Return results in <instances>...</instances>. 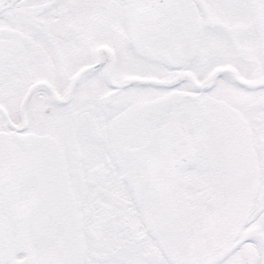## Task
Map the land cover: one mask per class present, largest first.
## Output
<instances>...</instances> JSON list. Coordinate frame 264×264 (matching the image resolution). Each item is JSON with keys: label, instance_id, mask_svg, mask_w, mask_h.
<instances>
[{"label": "snow or ice", "instance_id": "snow-or-ice-1", "mask_svg": "<svg viewBox=\"0 0 264 264\" xmlns=\"http://www.w3.org/2000/svg\"><path fill=\"white\" fill-rule=\"evenodd\" d=\"M0 264H264V0H0Z\"/></svg>", "mask_w": 264, "mask_h": 264}]
</instances>
